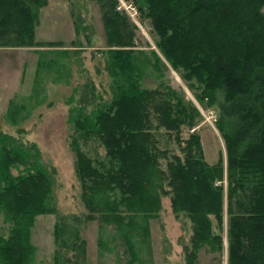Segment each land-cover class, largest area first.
I'll list each match as a JSON object with an SVG mask.
<instances>
[{
	"label": "trees",
	"instance_id": "obj_1",
	"mask_svg": "<svg viewBox=\"0 0 264 264\" xmlns=\"http://www.w3.org/2000/svg\"><path fill=\"white\" fill-rule=\"evenodd\" d=\"M39 1L0 0V46L35 45ZM142 1L158 36L157 46L172 66L181 67L186 78L204 83L208 95L217 86L224 89L217 125L225 142L226 164L222 165V157L214 164L203 160L195 130L183 145L179 141L184 156L169 158L157 147L149 108L162 114L159 123L171 132L180 122L173 108L171 113L168 106L155 101L157 89L132 95L123 91L94 124L109 165L75 148V171L88 216L97 214L116 227L121 224V238L133 255L130 239L140 236L137 220L147 223L149 217L157 216L161 197L169 193L173 210L185 211L192 222L185 264H196L204 244L214 250L222 247L221 236L213 232L212 217L222 225L225 177L227 264H264V0ZM114 5L104 13L105 27L110 39L112 35L119 39L122 32L108 15ZM124 52H111L112 63L122 70L128 69ZM9 156L6 153L1 161L0 211L12 224L9 233L0 236V264H30L29 228L36 215L53 212L47 205L51 175L41 170L8 174L9 163H23L24 158L15 148L12 160ZM161 157L169 159L165 170L158 161ZM69 218L58 220L55 241L64 234Z\"/></svg>",
	"mask_w": 264,
	"mask_h": 264
},
{
	"label": "rangeland",
	"instance_id": "obj_2",
	"mask_svg": "<svg viewBox=\"0 0 264 264\" xmlns=\"http://www.w3.org/2000/svg\"><path fill=\"white\" fill-rule=\"evenodd\" d=\"M113 2L108 15L122 32L119 39L115 35L110 39L105 27L104 13ZM35 11V45L0 46V185L1 161L6 153L12 160V148L24 158L23 163L10 162L8 174L41 170L52 182L47 205L53 212L36 215L29 228L30 264H185L192 222L185 211L173 210L171 194L161 197L158 215L147 223L138 217L140 236L130 239L132 255L118 230L121 224L116 227L97 214L88 216L75 171V148L109 165L106 148L94 132L95 119L123 91L132 95L157 89L155 101L171 113L172 107L174 118L180 119L173 132L165 130L159 123L162 114L149 108L158 149L169 158L183 157L181 145L195 130L203 160L214 164L222 157L225 165V142L217 125L224 89L217 86L208 95L204 83L186 78L181 67L172 66L157 46L158 36L142 0H40ZM118 49L125 50L122 59L128 69L112 63L111 52ZM168 157L158 160L164 170ZM221 184L222 225L211 217L222 247L214 250L204 244L196 264H227L225 177ZM61 216L70 218L55 241L54 228ZM11 224L0 211V236L9 233Z\"/></svg>",
	"mask_w": 264,
	"mask_h": 264
}]
</instances>
